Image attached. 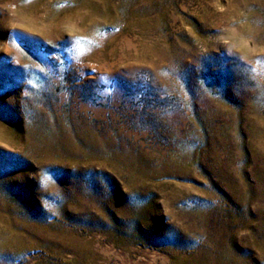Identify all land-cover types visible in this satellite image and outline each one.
Segmentation results:
<instances>
[{
    "label": "rangeland",
    "instance_id": "rangeland-1",
    "mask_svg": "<svg viewBox=\"0 0 264 264\" xmlns=\"http://www.w3.org/2000/svg\"><path fill=\"white\" fill-rule=\"evenodd\" d=\"M0 264H264V0H0Z\"/></svg>",
    "mask_w": 264,
    "mask_h": 264
}]
</instances>
